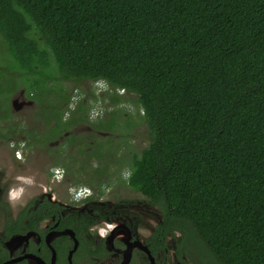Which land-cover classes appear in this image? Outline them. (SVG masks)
I'll use <instances>...</instances> for the list:
<instances>
[{"label": "trees", "instance_id": "16d2710c", "mask_svg": "<svg viewBox=\"0 0 264 264\" xmlns=\"http://www.w3.org/2000/svg\"><path fill=\"white\" fill-rule=\"evenodd\" d=\"M0 46V87L5 75L12 89L105 80L91 98L106 120L80 102L46 130L84 122L117 133L104 142L124 140L123 181L161 204L205 258L264 264V0H0ZM126 102L138 112L124 115ZM139 121L147 144L128 154Z\"/></svg>", "mask_w": 264, "mask_h": 264}, {"label": "flooded vegetation", "instance_id": "af4514ba", "mask_svg": "<svg viewBox=\"0 0 264 264\" xmlns=\"http://www.w3.org/2000/svg\"><path fill=\"white\" fill-rule=\"evenodd\" d=\"M21 86L10 92L0 115L7 111L10 117L11 111L36 104L32 93H27L25 85ZM15 99L23 102L18 110L13 107ZM67 99L58 112L64 111ZM44 106L48 108L46 112L55 108L52 103ZM71 108L68 103L62 120L71 117ZM103 115L108 116L106 110ZM99 116L90 109V119L99 120ZM9 117L0 116V145L6 147L0 146V151L4 150L8 160L0 162V264H218L204 257L195 237L184 235L181 228L167 220L161 204L128 186L120 172L114 174L102 169L100 181L80 184L88 187L91 194L76 198L73 191L79 185L74 183L79 181H74L70 170L57 162L58 158L65 159L67 153L58 151L50 141L59 136L63 143L69 134L79 135L78 130L82 128L71 132L67 125L58 128L57 135L46 128L34 132L30 127L25 131L21 122L4 123H8ZM53 120L50 128H54ZM84 125L89 127L84 135L86 139L92 137L91 143H94L93 136L102 137L107 133L87 123ZM18 131L22 133L20 138L14 136ZM33 147L47 148L53 158L50 165L39 166L37 177L18 171L21 165L30 162L29 152ZM57 167L62 170L60 176L55 173ZM71 167L73 174L80 172L79 168ZM113 183L128 187L133 196L118 197L119 189L113 188Z\"/></svg>", "mask_w": 264, "mask_h": 264}, {"label": "rangeland", "instance_id": "374dc122", "mask_svg": "<svg viewBox=\"0 0 264 264\" xmlns=\"http://www.w3.org/2000/svg\"><path fill=\"white\" fill-rule=\"evenodd\" d=\"M2 49H4V47L0 46V52ZM0 70L2 71V73H4L3 69H0ZM22 77H20V78L22 79ZM27 79L30 80L31 77L29 78V76H27V78L26 77L23 78L22 81L24 80L26 82ZM16 81L17 80H16L15 76L14 77L10 76V75L4 76L3 84L0 87V98H1L0 99V114L6 108L10 92L13 90L12 87L14 86ZM30 82H31V80H30ZM30 82L26 85L27 93H29L30 89L34 90L33 93H35V95L38 96L39 99L44 101L46 104L47 103L50 104L52 102L53 103L52 105H55V108H51L50 111H48L46 113L44 111H41L42 113L39 114L38 110L40 109V107H42V105L36 101L35 105L32 104L29 107L28 106L24 107L18 111H13V112L11 111L10 117L8 115V112L5 111L2 115V117H4V116L9 117V121H8V123H7V121H5L4 123L9 124L10 121L13 123L14 122H21V128L22 129L26 128L25 131L27 129L30 130V127H31V130H34V132L42 131L44 128L52 125V121L54 122L53 117H57L56 115L58 114V108L63 107V104H64V102H66L67 98H68V102H69V99H70V101H72V102H69L70 107H72L69 113H71L72 110L76 111V108L80 104V102H84V103L88 104V106L92 109V111L97 112L98 114H101V116H99V118L103 119V117H104V115L102 116V114L105 110L104 107L101 106L98 101H94L93 98H91L92 93L95 92V93H98V95H99V93H101L103 91V89L97 90L98 86H96L93 81L86 80V81L77 82V83H75L73 81H70V82H68V81L64 82L63 81V84L59 83V86H61V89H59V86L57 83H53L52 85H50L48 83V84H46V88H44V87H40L39 85L31 87ZM19 83H21V82H19ZM20 87H22V86L20 85ZM128 98H130V97H128ZM45 103H44V105H45ZM9 104H10V101H9ZM57 105H58V107H57ZM8 106L10 107V105H8ZM99 106H100V108H99ZM120 107H121L122 112H124V115L134 114L135 112H138L137 107L135 105H133L132 102H126L124 105H120ZM8 108H7V110H9ZM65 108H66V104L64 106V109ZM2 109H4V110H2ZM75 114H77L79 116L81 114V112H79V114L77 112H75ZM64 115H66V111L64 112ZM46 117L47 118L49 117L50 119H52V121H50L51 123L49 122V120H47ZM102 119H100V120L102 121ZM106 119H103V120H106ZM108 120H109V118H108ZM68 124H70V123H68ZM78 128H82V129L78 130L79 135H76L75 133H73L72 135L69 134L68 140H66L63 143H62V139L59 138V136H57L56 138H53V139L50 138L51 139L50 143L51 142L55 143L56 149L58 151L59 150L66 151L67 156L65 157V159L64 158L63 159L58 158L59 160L57 159V162L59 161V163L64 164L65 167H67L68 170H70L71 178L72 179L76 178L77 180L86 179V178L90 177V172L94 176H97V175H95L93 170H102V169H105L106 171H111L114 174L119 173V171L121 169L119 174L121 177L123 176V178H125L127 175V172H126L127 167H125V166L121 167L120 165H118V158H117V154H118L117 147H118L119 143L123 142L124 140L123 139L117 140V139H115V137L114 138L108 137L110 139H108L107 142H104L107 139V138H105L106 135H109L110 133L113 135L117 134L115 132L106 131L107 133L102 134L101 135L102 137H99L100 135L93 136L94 143H91L90 140H92V137H90L89 139H84L85 138L84 132L89 131L88 130L89 127L84 125L83 122H75L73 124H70L68 126L67 130L74 132ZM57 130H58V127L56 129H53L52 132L55 135H57V133H58ZM114 130L117 132L119 131L116 128ZM129 132H130V135H129L127 142L129 144V147H131V148L128 147V149L125 152L128 154L134 150L136 152H139L147 144V138H146L147 137V127H146V124L143 123L142 121H139V124H136V125L134 124L129 129ZM21 134H22L21 131H18L14 134V136L17 138H20ZM78 136L81 137V139L84 141V142L82 141L83 143L81 142V144L84 145V147H83L84 150L82 152L78 151V145L76 142H74L78 139H72L73 137H78ZM118 138H119V136H118ZM96 140H97V142H96ZM17 141H19V140H17ZM20 142H22V141H20ZM9 144L10 143H8V145ZM92 144H93V146H92ZM1 147H3V149H6V147H4V146H1ZM46 147H48V144ZM46 149L47 148H45V147H43V148L33 147L32 152H29L30 156L28 155L30 158V162H27V163H24L23 165H21V168H18L19 169L18 171L19 172L22 171L24 173V175H30V176L34 175L36 177L39 176V173H38L39 166L42 164L50 165V163H52V160H53V158L51 157V154L47 153ZM85 151H91V152L86 153ZM116 151H117V153H116ZM5 155H6V153L4 152V150H1L0 151V162L6 163L8 161L5 158ZM97 157H99V159L101 158L102 161L100 162V160ZM62 164H58V165L64 166ZM12 165H14V163H12ZM71 166H74L75 168H79L80 172L76 171V173L73 174V170H72L73 167H71ZM22 177H24V176H22ZM86 180H89V179H86ZM26 181H28V180L26 179ZM83 182L84 181L74 183V186H78V185L80 186V184H82ZM93 182H98V181L94 180ZM85 183H87V185H88V182H85ZM81 186H83V185H81ZM112 187L115 189H119V192L117 193L118 197L133 196V193L129 192V188L126 186L121 187L120 185L113 183Z\"/></svg>", "mask_w": 264, "mask_h": 264}, {"label": "clouds", "instance_id": "9594fccd", "mask_svg": "<svg viewBox=\"0 0 264 264\" xmlns=\"http://www.w3.org/2000/svg\"><path fill=\"white\" fill-rule=\"evenodd\" d=\"M93 82H94V84H95L96 86H98V87H97V90H101V89L106 90V89H107V82H106L105 80H103V79H99V80H94ZM70 102H72V101H70ZM69 107H70V105H69ZM99 108H100V106H99ZM92 112H94V111H92ZM95 114H98V113L95 112ZM58 169H61V168L57 167L56 170H58ZM78 187H81V188H88V187H86V186H78ZM78 187H75V188H78ZM75 188H74V189H75ZM90 194H91V192H90V190H89V192H88L86 195L81 196V197H79L78 199L86 198V197L89 196Z\"/></svg>", "mask_w": 264, "mask_h": 264}, {"label": "built area", "instance_id": "2783aa9c", "mask_svg": "<svg viewBox=\"0 0 264 264\" xmlns=\"http://www.w3.org/2000/svg\"><path fill=\"white\" fill-rule=\"evenodd\" d=\"M56 175L57 176H60L61 173H62V170L61 169H58L55 171ZM89 192V188H81V187H78V188H75L73 193L75 195L76 198H79L81 196H84L86 195L87 193Z\"/></svg>", "mask_w": 264, "mask_h": 264}, {"label": "water", "instance_id": "95a60500", "mask_svg": "<svg viewBox=\"0 0 264 264\" xmlns=\"http://www.w3.org/2000/svg\"><path fill=\"white\" fill-rule=\"evenodd\" d=\"M21 105H23V102H17L16 101V99L14 100V102H13V107H14V109L15 110H18L20 107H21Z\"/></svg>", "mask_w": 264, "mask_h": 264}]
</instances>
